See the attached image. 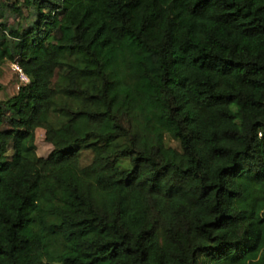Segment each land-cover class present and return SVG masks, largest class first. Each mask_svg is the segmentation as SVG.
I'll list each match as a JSON object with an SVG mask.
<instances>
[{
	"label": "clouds",
	"instance_id": "9594fccd",
	"mask_svg": "<svg viewBox=\"0 0 264 264\" xmlns=\"http://www.w3.org/2000/svg\"><path fill=\"white\" fill-rule=\"evenodd\" d=\"M0 264H264V0H0Z\"/></svg>",
	"mask_w": 264,
	"mask_h": 264
}]
</instances>
